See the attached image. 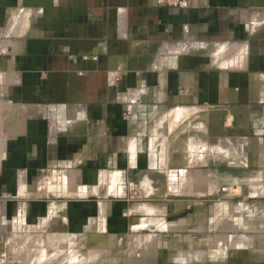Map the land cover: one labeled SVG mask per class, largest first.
<instances>
[{
	"label": "crops",
	"instance_id": "crops-1",
	"mask_svg": "<svg viewBox=\"0 0 264 264\" xmlns=\"http://www.w3.org/2000/svg\"><path fill=\"white\" fill-rule=\"evenodd\" d=\"M3 195L43 264H264V0H0Z\"/></svg>",
	"mask_w": 264,
	"mask_h": 264
},
{
	"label": "rangeland",
	"instance_id": "rangeland-1",
	"mask_svg": "<svg viewBox=\"0 0 264 264\" xmlns=\"http://www.w3.org/2000/svg\"><path fill=\"white\" fill-rule=\"evenodd\" d=\"M18 212V207L3 195L2 222L0 224V264H43L47 258L42 255L29 254L33 250V240L26 233V208ZM38 246L42 240L35 239ZM35 246V245H34Z\"/></svg>",
	"mask_w": 264,
	"mask_h": 264
},
{
	"label": "built area",
	"instance_id": "built-area-1",
	"mask_svg": "<svg viewBox=\"0 0 264 264\" xmlns=\"http://www.w3.org/2000/svg\"><path fill=\"white\" fill-rule=\"evenodd\" d=\"M182 0H166V3L170 5L181 4Z\"/></svg>",
	"mask_w": 264,
	"mask_h": 264
}]
</instances>
